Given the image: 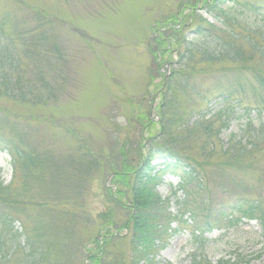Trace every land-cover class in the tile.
I'll return each instance as SVG.
<instances>
[{
    "label": "rangeland",
    "instance_id": "374dc122",
    "mask_svg": "<svg viewBox=\"0 0 264 264\" xmlns=\"http://www.w3.org/2000/svg\"><path fill=\"white\" fill-rule=\"evenodd\" d=\"M185 1L0 0V20L3 16L11 17L21 30L30 25L25 19L30 16L32 8L49 14L53 19V41L61 52V55L49 52L42 63L47 84L43 85L41 92L44 98L50 97L51 100L31 105L0 98V111L5 112H0V117L11 121L17 118L14 123L28 127L32 148L46 152L45 166L49 171L45 172V178L37 181L38 184L45 183L40 189L45 190V195L40 193L31 178L27 195L21 196L19 192L17 199L13 196L16 210L13 216L17 217L13 231L22 235L16 243L24 246L31 234H43L44 241L48 242L45 251L54 256L55 251L59 254L69 251L67 247L58 248L65 232L68 238L73 236L70 238L73 243L71 264H92L86 259V250L97 249L94 240L99 237L106 264H131V226L119 230L133 216L131 190L123 181L127 177H131L132 181L131 170L137 163L130 160L137 162L139 157L146 156V148L138 154L139 147H145L152 135H158V127L153 130L143 128V118L149 117L154 123L159 121L158 107L162 96L157 90L163 82L162 75L171 70L168 62L176 61L182 50L178 46L171 54L169 51L164 54V48L157 50L151 39L155 35L160 37V32H155L156 26L168 23ZM234 11L241 22L264 27L262 15L241 7H235L230 13ZM202 15L210 24L221 27L212 15L205 12ZM7 32L14 33L12 28H8ZM185 35L186 38H194V28L186 30ZM168 43L171 44V40ZM225 65L208 68L224 74ZM252 65L264 72V61L255 59L248 64ZM236 70L226 73L229 79H237L239 73L234 72ZM31 72H37L35 65L31 66ZM247 78L252 79L250 71L241 75L240 80L245 82ZM211 86L212 81L201 85L203 90ZM218 95L215 92L206 99L203 96L204 100L203 97L180 100L176 105L181 110H177L176 116H183L175 117V124L169 125L172 137L181 144L187 142L199 151L206 146L209 154L212 146H209L206 126L211 124L209 129L214 137L222 123L227 122L229 128H223L222 135L212 140L218 148V153L210 158L214 162L223 159L219 150L222 146L228 148L231 136H243L251 146L254 129L261 123L260 119H264V115L257 116L256 111L248 115L256 110V99L252 91L247 90L242 107L231 102L228 113L218 120V114L225 106ZM203 114L208 117L199 118ZM189 130L194 131L192 139H188ZM87 155V159L97 161V166L87 174L75 172L72 178L71 170L68 172L63 166V159L67 156L84 158ZM209 155L204 159L209 160ZM253 156L258 159L256 168L241 169L239 173L227 169L258 189L264 181V143L254 147ZM124 161L133 167L125 168ZM161 164L159 160L155 162V166ZM112 165L116 166L114 170ZM0 180L4 186H23L21 170L15 169L7 152H0ZM66 180L68 182L64 184ZM179 184V178L168 175L157 190L161 201L168 205L165 214L170 218L162 222L168 227V233L158 236L165 243L157 258L158 264H193L195 258L212 264L228 260L241 261L240 264H264V231L258 222L218 230L199 240L193 239L198 227L204 228L206 220L200 219L196 227L190 213L179 205L184 199L182 192L177 191ZM27 198L40 202L45 199V204L27 205L25 210L21 209L19 204L29 202ZM65 199L71 200L66 203ZM82 209L85 213H81L79 221ZM11 257L0 260V264H34L33 257L23 259L21 250ZM47 262L59 264L60 260L47 259Z\"/></svg>",
    "mask_w": 264,
    "mask_h": 264
},
{
    "label": "trees",
    "instance_id": "16d2710c",
    "mask_svg": "<svg viewBox=\"0 0 264 264\" xmlns=\"http://www.w3.org/2000/svg\"><path fill=\"white\" fill-rule=\"evenodd\" d=\"M235 7L250 10L264 17V0H187L178 7V13L170 17L171 20L168 23L158 24L155 28L156 33L160 32L158 33L160 37L157 38L155 35L151 39V44L157 50L164 48V54L168 51L171 54L178 46L182 50L178 53L176 61L168 62L171 70L165 76L162 75L164 79L157 90L162 96L158 107L159 121L154 123L149 117L143 118V128L153 130L158 127V135H152L148 141L145 139L146 146L139 147V155L145 148L147 153L142 159L139 157L137 162L130 160L134 164L137 163L136 166L133 167L123 162L125 168L133 167L130 175L132 181L131 177L123 181L124 185L131 190L130 207L133 216L127 220L128 223H124L119 228L121 230L131 226V264H157L156 258L161 248L158 243L161 240L158 236L163 233L167 234L169 231L162 222L163 219L166 221L170 219L165 214L168 205L161 201L157 189L163 183L165 176L169 174L176 175L180 179L177 191L182 192L184 199L179 205L186 213H190L196 227L200 219L206 220L204 228L198 227L193 239L199 240L205 234L251 222H258L264 231V181L257 189L227 169L230 168L239 173L241 169L257 167L258 159L253 156V149L258 147V143H264V119H260L261 123L254 129L252 137L254 142L250 144L251 146L247 144L245 137L231 136L227 143L228 148L222 146L219 150L223 157L220 162L210 160L213 157L212 154L218 153V148L212 140L222 135L220 132L223 128H229L227 122L222 123L217 136L214 137L211 136L213 131L209 129V127L212 128L211 124L206 126L209 146H212L210 155L206 152V146L199 151L187 142L181 144L177 138L172 137L169 127L175 124V117L183 116L182 114L180 117L176 116L177 110H181L176 105L180 100L187 101L203 96L206 99V96L213 95L215 92L225 104L218 114V120L228 113V106L231 102L237 107H242L247 90H251L256 99V110L248 115L255 111L257 116L264 115V72L258 66H248L255 59L264 61V27L241 22L235 11L230 13ZM202 12L212 15L221 27L210 24ZM25 20L30 22V25L23 30L14 24V19L11 17L3 16L0 20V98L28 102L31 105L42 104L46 100H51L50 97L44 98L41 92L43 85L47 84L42 63L49 52L54 51L57 55H61V52L53 41L51 30L53 19L49 14L32 8L30 16ZM192 27L196 36L186 38L185 31ZM8 28H12L14 33H8ZM74 32L80 33L78 30ZM170 40L171 44L168 43ZM170 47L171 50H169ZM157 62L158 58H156ZM222 64H226L224 74L208 68ZM34 65L37 68L35 74L31 72V66ZM232 69H238L234 71L239 73L236 80H231L226 75ZM246 71L252 73V79L247 78L245 82H242L240 77ZM220 75H225V77ZM199 78L200 83H198ZM206 81H212V86L203 90L201 85L204 86ZM7 115L9 117V114ZM206 117L208 116L204 114L199 115L201 119ZM16 120L17 118L11 121L0 117V152H7L10 155L15 169L21 170L23 182L22 187H16L13 184L4 186L0 180V260H6L7 257L21 250L23 259L33 257L34 264L38 262L39 264H54L48 263L47 259L60 260L59 264H71L70 252L73 243L71 244L70 238L73 236L68 238L65 232L58 248L67 247L69 251L64 250L62 254L55 251L54 256L46 253L45 248L48 242L44 241L43 234H31L24 246L16 243L22 235L13 231L17 222V217L13 216L16 214L13 196L17 199L19 192L21 196L27 195V187L31 185V178L36 188L42 189L45 183L38 184L37 181L45 178V172H49L48 167L45 166L46 152H38L32 148L30 139L32 135L28 134V127L18 126L14 123ZM34 135L35 133L33 137ZM193 135L194 131L189 130L188 139H192ZM206 155H209V160L204 159ZM83 156L82 158L67 156L63 159L66 165L63 164V166L68 172L71 170L72 178L75 172L87 174L97 166L95 159H87L89 155L84 158ZM158 160L162 164L155 166ZM115 167L112 165L111 169L114 170ZM67 182L66 180L64 184ZM106 190L109 189L106 188ZM40 193L45 195V190H40ZM27 199L29 202L27 200L19 204L21 209L25 210L27 205L45 204V199L41 202L31 198ZM70 200L65 199L64 201L68 203ZM12 204L13 207H11ZM81 213H85V210L80 211L79 221ZM87 221L86 219L85 222ZM111 237L112 240L113 236ZM94 244L97 249L88 248L86 259L91 260L92 264H106L103 259L104 247L100 245L99 237L94 240ZM240 263L241 261L228 260L218 264ZM193 264L212 263L202 258H195Z\"/></svg>",
    "mask_w": 264,
    "mask_h": 264
}]
</instances>
